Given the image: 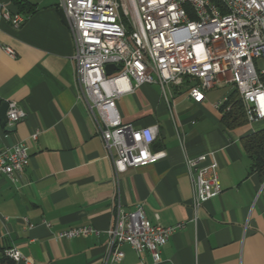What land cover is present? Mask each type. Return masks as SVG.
Segmentation results:
<instances>
[{
	"label": "crops",
	"instance_id": "0c3cea01",
	"mask_svg": "<svg viewBox=\"0 0 264 264\" xmlns=\"http://www.w3.org/2000/svg\"><path fill=\"white\" fill-rule=\"evenodd\" d=\"M26 2L21 11L13 0H0V15L2 6L26 15L20 27L0 17V147L25 142L30 153L18 180L0 174V251L16 247L35 264H102L116 209L132 210L141 203L152 223L184 226L161 248V261L125 244V256L116 264H264V184L250 172L241 140L263 128L264 120L227 128L215 106L231 93L227 86L208 90L199 103L187 87L174 88L169 108L158 85L142 84L121 95L117 109L123 122L135 127L158 125L153 148L166 156L116 174L79 98L74 43L61 0ZM13 100L26 116L2 126V109ZM208 151L215 152L223 189L194 219L186 159ZM80 225L99 233L56 237Z\"/></svg>",
	"mask_w": 264,
	"mask_h": 264
},
{
	"label": "built area",
	"instance_id": "2783aa9c",
	"mask_svg": "<svg viewBox=\"0 0 264 264\" xmlns=\"http://www.w3.org/2000/svg\"><path fill=\"white\" fill-rule=\"evenodd\" d=\"M61 7L74 43L79 98L97 125L116 174L166 156L165 150L153 148L158 125L135 127L123 122L118 112L116 100L142 84L158 85L169 108L174 88L187 87L199 103L208 90L230 86L248 122L264 120V0H61ZM0 17L15 27L26 20L25 14L7 6H2ZM5 51L16 57L12 47ZM108 64L117 67L110 74ZM229 95L215 106L229 110ZM25 116L17 101H9V125ZM29 164L25 142L0 147V174L16 181ZM186 164L196 219L202 204L222 192L219 165L214 151L187 158ZM183 226V222L152 223L141 203L132 210L118 207L107 230L108 250L102 264L121 261L125 244L138 252L148 250L159 262L161 248ZM98 233L92 225H80L63 229L56 237L68 240ZM3 256L15 264H35L16 247L0 251Z\"/></svg>",
	"mask_w": 264,
	"mask_h": 264
},
{
	"label": "trees",
	"instance_id": "16d2710c",
	"mask_svg": "<svg viewBox=\"0 0 264 264\" xmlns=\"http://www.w3.org/2000/svg\"><path fill=\"white\" fill-rule=\"evenodd\" d=\"M13 2L21 11H23V9L28 5L26 0H13ZM227 103L231 105V108L222 112V121L225 126L229 129H233L246 124L248 122V117L235 90L231 91L229 101ZM241 140L245 152L251 160L250 172L257 173L264 184V127L243 136ZM0 264L15 263L7 256H3L0 258Z\"/></svg>",
	"mask_w": 264,
	"mask_h": 264
},
{
	"label": "water",
	"instance_id": "95a60500",
	"mask_svg": "<svg viewBox=\"0 0 264 264\" xmlns=\"http://www.w3.org/2000/svg\"><path fill=\"white\" fill-rule=\"evenodd\" d=\"M62 15H63V17L65 18V20H66V16H65V12H64V10L62 9ZM117 67H116V65L115 64H108L107 66H106V71H107V73H111V72H113L115 69H116ZM7 110H8V103L6 104V109H5V111H4V108L2 109V112H1V115H2V123H1V125L2 126H7V124H8V119H7ZM5 112V113H4Z\"/></svg>",
	"mask_w": 264,
	"mask_h": 264
},
{
	"label": "rangeland",
	"instance_id": "374dc122",
	"mask_svg": "<svg viewBox=\"0 0 264 264\" xmlns=\"http://www.w3.org/2000/svg\"><path fill=\"white\" fill-rule=\"evenodd\" d=\"M227 87H229V88H230V86H227ZM245 127H246V128H248V127H251V124H249V123H246V124H245Z\"/></svg>",
	"mask_w": 264,
	"mask_h": 264
}]
</instances>
